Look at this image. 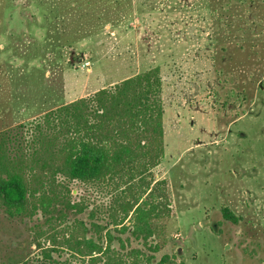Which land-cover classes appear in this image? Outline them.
<instances>
[{
    "label": "rangeland",
    "instance_id": "obj_1",
    "mask_svg": "<svg viewBox=\"0 0 264 264\" xmlns=\"http://www.w3.org/2000/svg\"><path fill=\"white\" fill-rule=\"evenodd\" d=\"M197 1L0 0V130L159 66L164 151L153 172L173 211L163 252L185 264H264V61L219 51ZM72 194L104 199L79 184ZM31 227L0 211V264L38 252Z\"/></svg>",
    "mask_w": 264,
    "mask_h": 264
},
{
    "label": "trees",
    "instance_id": "obj_2",
    "mask_svg": "<svg viewBox=\"0 0 264 264\" xmlns=\"http://www.w3.org/2000/svg\"><path fill=\"white\" fill-rule=\"evenodd\" d=\"M198 7L212 19L214 45L226 44L219 51L233 46L264 61V0ZM49 14L43 28L51 33ZM53 17L62 23L65 14ZM247 59L240 67L249 81ZM161 90L156 65L0 130V211L32 222L38 249L10 264H185L163 252L173 211L167 180L153 172L164 151ZM74 184L103 201H74Z\"/></svg>",
    "mask_w": 264,
    "mask_h": 264
},
{
    "label": "crops",
    "instance_id": "obj_3",
    "mask_svg": "<svg viewBox=\"0 0 264 264\" xmlns=\"http://www.w3.org/2000/svg\"><path fill=\"white\" fill-rule=\"evenodd\" d=\"M159 165H160V164H159ZM159 165H158V166H159ZM158 166H157V167H158ZM156 177H158V176L156 175ZM158 178H159V177H158Z\"/></svg>",
    "mask_w": 264,
    "mask_h": 264
}]
</instances>
